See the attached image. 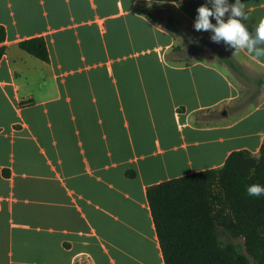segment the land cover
I'll return each instance as SVG.
<instances>
[{
    "label": "crops",
    "instance_id": "1",
    "mask_svg": "<svg viewBox=\"0 0 264 264\" xmlns=\"http://www.w3.org/2000/svg\"><path fill=\"white\" fill-rule=\"evenodd\" d=\"M205 2L0 0V264H166L148 188L221 167L235 150L260 154L264 91L257 108L225 115L241 84L218 59L176 54L180 35L159 16L169 10L182 30ZM241 2L254 32L264 0ZM99 33L118 50L149 37L158 45L119 56L111 82L94 62ZM38 36L50 62L19 45ZM222 44L264 71V57Z\"/></svg>",
    "mask_w": 264,
    "mask_h": 264
},
{
    "label": "trees",
    "instance_id": "2",
    "mask_svg": "<svg viewBox=\"0 0 264 264\" xmlns=\"http://www.w3.org/2000/svg\"><path fill=\"white\" fill-rule=\"evenodd\" d=\"M143 12L157 18L149 9ZM166 27L182 33L181 23L173 17ZM6 36V28L0 25V62L7 51L1 45ZM19 45L50 62L44 36L22 40ZM215 48L221 63L247 78L225 46ZM256 82L264 86V77ZM253 184L264 186V141L258 156L247 149L235 150L221 167L150 186L147 198L165 263L264 264V195L249 196L246 189Z\"/></svg>",
    "mask_w": 264,
    "mask_h": 264
},
{
    "label": "rangeland",
    "instance_id": "3",
    "mask_svg": "<svg viewBox=\"0 0 264 264\" xmlns=\"http://www.w3.org/2000/svg\"><path fill=\"white\" fill-rule=\"evenodd\" d=\"M181 31L182 33L179 34L180 36H178V42H176L174 46V52H176V54L181 55L183 57L188 56V58H192L195 54L202 53L201 56L205 60L217 63L219 59L216 57L215 47L218 45H223L222 42L220 44L211 42L210 36H207L205 34L203 35L201 32L195 31L193 25H183V29ZM98 42L102 48V52L100 57L94 60V62L99 63V70H105L107 74H109V80L111 82H114L116 79L120 78L117 71V66L122 62L118 60L119 56H123L124 54H130L135 51L146 50L147 52V50L154 49V47L158 45L154 38L149 37L147 39L141 40L140 43H138L137 41L134 45L129 43L124 48H120L118 50L113 48L111 44V39H109L108 36L103 37L102 35H100V33L98 36ZM105 43L106 45L108 43V51H106L105 49ZM192 45L195 46L193 47ZM147 53L148 55L151 54V52ZM144 54L146 53L144 52L143 55ZM123 61L124 63H126L125 59ZM128 62L132 63L133 59H130ZM163 64V62H159L158 64L159 72L162 75L165 74L166 70ZM239 65L241 66L247 78L241 76L227 65L226 66L228 68H226L225 66L221 68V66L218 65V68L228 74L231 79L234 77L241 84L240 97L235 102L231 103L226 107L227 115L232 111L236 110V116H244V114L248 112L251 108H257L258 106H260V103L258 102V97L264 91V86H260L256 82L258 78L264 77V71L260 70L254 64L239 63ZM142 108H146V104L144 102H142ZM260 112L261 110H258V113ZM210 116L211 114L206 117ZM226 118L227 120H232L231 117ZM240 240L241 239H239V241Z\"/></svg>",
    "mask_w": 264,
    "mask_h": 264
},
{
    "label": "clouds",
    "instance_id": "4",
    "mask_svg": "<svg viewBox=\"0 0 264 264\" xmlns=\"http://www.w3.org/2000/svg\"><path fill=\"white\" fill-rule=\"evenodd\" d=\"M196 11L194 30L212 33L211 42H223L235 50L234 54L244 51L254 60L264 57V18L255 26L254 32L250 31L245 23L249 15L241 0H235L233 4L229 0H206ZM210 18H214L215 24ZM246 191L249 196L259 197L264 195V186L253 184Z\"/></svg>",
    "mask_w": 264,
    "mask_h": 264
},
{
    "label": "water",
    "instance_id": "5",
    "mask_svg": "<svg viewBox=\"0 0 264 264\" xmlns=\"http://www.w3.org/2000/svg\"><path fill=\"white\" fill-rule=\"evenodd\" d=\"M169 14H170V11H169V10H166V9L161 10V11L159 12V16L161 17V19H162L163 21H166V20L168 19ZM224 114L226 115V114H227V111H224Z\"/></svg>",
    "mask_w": 264,
    "mask_h": 264
}]
</instances>
